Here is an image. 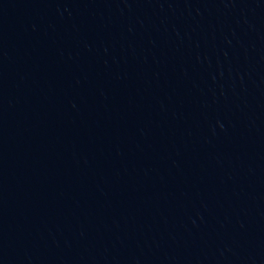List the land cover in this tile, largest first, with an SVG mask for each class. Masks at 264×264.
I'll return each instance as SVG.
<instances>
[{"label":"water","instance_id":"95a60500","mask_svg":"<svg viewBox=\"0 0 264 264\" xmlns=\"http://www.w3.org/2000/svg\"><path fill=\"white\" fill-rule=\"evenodd\" d=\"M0 264H264V0H0Z\"/></svg>","mask_w":264,"mask_h":264}]
</instances>
